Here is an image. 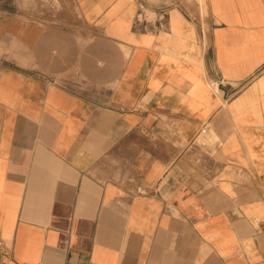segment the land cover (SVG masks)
Segmentation results:
<instances>
[{"label": "crops", "instance_id": "crops-1", "mask_svg": "<svg viewBox=\"0 0 264 264\" xmlns=\"http://www.w3.org/2000/svg\"><path fill=\"white\" fill-rule=\"evenodd\" d=\"M72 2L0 6V264H264V0Z\"/></svg>", "mask_w": 264, "mask_h": 264}, {"label": "rangeland", "instance_id": "rangeland-1", "mask_svg": "<svg viewBox=\"0 0 264 264\" xmlns=\"http://www.w3.org/2000/svg\"><path fill=\"white\" fill-rule=\"evenodd\" d=\"M13 1L18 9L27 12L30 17L37 15L45 19L50 16L51 11L54 12V9L58 10L61 6L67 7L70 10V14L75 15V5L72 0H0V6L7 10L13 5ZM142 14L148 18L153 16L148 9H143ZM140 18L142 17L140 16Z\"/></svg>", "mask_w": 264, "mask_h": 264}, {"label": "built area", "instance_id": "built-area-1", "mask_svg": "<svg viewBox=\"0 0 264 264\" xmlns=\"http://www.w3.org/2000/svg\"><path fill=\"white\" fill-rule=\"evenodd\" d=\"M0 251H1L4 255H6V254L8 253L6 247L4 246V243H3L2 239H1V237H0Z\"/></svg>", "mask_w": 264, "mask_h": 264}]
</instances>
